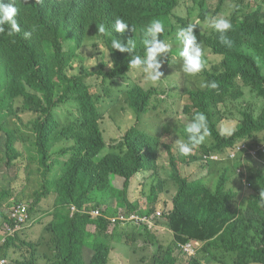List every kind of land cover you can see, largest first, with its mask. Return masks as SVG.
<instances>
[{
    "label": "trees",
    "instance_id": "1",
    "mask_svg": "<svg viewBox=\"0 0 264 264\" xmlns=\"http://www.w3.org/2000/svg\"><path fill=\"white\" fill-rule=\"evenodd\" d=\"M180 1L12 0L18 8L16 20L20 25V32L9 36L10 26L7 24L3 26L4 31L0 32V67L4 68L7 77V87L2 99L13 101L23 98L24 109L40 115L34 125L33 143L36 146L35 161L41 168L39 174L43 176L45 189L35 193V205H39L46 197L48 175L52 169L49 158L53 155H69L60 175L54 177L58 193L55 215L53 214V220L46 228L51 236L48 241L38 245L47 250V254L42 256L46 260L53 257L55 262L44 264H86L81 254L84 249L91 253L89 264H109L114 244L128 241L129 234L124 240V233L120 230H127L130 226L124 228L122 225H132L130 228H133L131 233L135 241L143 237V234L138 233L140 228L148 232L147 226H136L135 221L112 225L111 219L122 215L119 211L121 207L127 210V217L132 213L138 216L140 213L149 215L146 209L141 208L132 212L136 202H130L131 179L139 173L150 178L153 172L154 177L162 169V166L159 169V166L155 165L158 164L159 136L163 133L165 125L155 132L138 129L140 120L148 112L158 90L150 88L145 92L142 89L139 91V97L130 103L131 107L134 106L138 123L127 130L122 139L110 144L100 128L99 115L94 108L95 103L86 80L92 77L111 79L129 71V60L132 56L140 55L143 58L145 55L144 45L141 46L136 39L137 31L141 30L142 39L146 25L153 18L164 20L165 30L167 27L170 32L167 38L173 41L172 35L178 33L179 28L188 26L186 20H175V11L180 6ZM224 2L218 1L213 15L222 12ZM208 7L209 5L200 8V22L207 21ZM117 17L129 25V29L123 34L115 31L114 22ZM228 18L242 19L237 23V28L234 27L226 33L228 43L221 42L220 34L211 27L200 33L194 32L197 41L204 44L206 50L224 56L219 64L203 69L206 82L216 81L219 87L183 89L186 100L183 115L188 117L189 121L197 112H203L207 117L211 134L207 137L208 142L201 144V150H204L206 156L219 157L218 162L206 161L209 163L206 165L207 173L210 175L216 172V175H210L213 185L203 180L191 181L190 177L183 175L180 159L173 151L174 146L165 142L163 145L168 154L171 178L177 186L168 218L171 221L176 220L181 228L193 223L208 232L212 225L217 226L219 222L227 221L225 202L229 198H237L241 191L249 190L252 187V179H255L262 190H255L247 203L248 209L257 219L250 228V235L242 228L237 231V223L233 222L225 229L221 240H226L239 249L247 261L264 264V201L260 196V192L264 191V153L258 151L256 156L259 158L249 155L250 162L245 165L242 174H248L251 184L244 183L242 174L237 173L239 164L232 162L227 166L228 164L222 162V159H233L238 152L254 149L264 142V109L258 116L240 112L242 120H238L239 125L232 134H226L218 118L219 109L216 108L225 105L227 99L235 101L245 96L241 88L243 86L249 87L257 97L264 99V20L257 12L245 17L236 6ZM101 24L106 28L104 34L98 33ZM91 30L93 32H90ZM25 32H31V35L26 37ZM90 33L97 41L94 49L99 48L100 42L108 51L99 48V51L88 52L86 40ZM113 38L125 45L128 40L134 41V52L122 53L112 49ZM73 43L75 49L71 47ZM172 53L178 55L179 51L174 48ZM87 56L98 60V63L81 68L78 73L66 72L69 66L73 69L74 63H81ZM239 83L241 89L238 87ZM61 86L63 90L58 96L56 92ZM71 98L83 120L79 129L77 125L65 126L70 122L71 115L63 121L55 116V109ZM82 129L86 133L79 131ZM8 132L0 131V134L6 139V166L12 168L21 153L16 152L12 146V135ZM53 136L58 143L51 145ZM63 143L66 145L63 146ZM240 143H243L245 148L238 151ZM231 154H234L233 158H230ZM183 163L182 161V165ZM185 164H188V161ZM160 193H156V201ZM206 195L210 197L212 208L207 200L203 201L197 206L201 214L196 215V211L192 209L197 201ZM188 198H191L192 203L184 205ZM111 200L115 201L116 208L108 205ZM150 204L152 205L151 199ZM103 205H106V209L102 211L100 208ZM137 205L139 206V203ZM72 208H75V212H72ZM98 214L101 216H95ZM91 223L95 226L93 234L85 232ZM16 239L17 236H8L0 247V253L5 251L4 255L8 257L7 253L15 245ZM172 255L158 258L156 264H176ZM187 259L189 261L186 264H194L193 259ZM24 264L40 263L32 260Z\"/></svg>",
    "mask_w": 264,
    "mask_h": 264
},
{
    "label": "rangeland",
    "instance_id": "2",
    "mask_svg": "<svg viewBox=\"0 0 264 264\" xmlns=\"http://www.w3.org/2000/svg\"><path fill=\"white\" fill-rule=\"evenodd\" d=\"M219 0H182L180 6L176 9L175 20L183 19L187 14L188 8L193 9L191 15L197 14L194 12L197 9L203 8L207 5L214 10ZM225 6H223L222 12L214 15L216 19H228L232 23V28H237V24L228 18L232 9L237 5V0H226ZM251 12H257L264 20V0H255L253 4L249 3ZM207 14H211V10H207ZM218 15H225L226 17H220ZM213 17V16H212ZM202 24L201 30H205L210 27L211 18ZM190 20V17H188ZM196 23V22H195ZM90 32H93L91 30ZM141 30L137 31L136 39L143 45L141 39ZM170 34L169 29L166 27L164 33L158 34V39L165 43L167 36ZM151 40V36L148 37ZM97 41L92 37L90 33L86 40L87 51L94 52V44ZM72 49H75L74 43ZM99 48L104 51H108V48L99 42ZM99 48L96 51H99ZM164 58H168V52L163 53ZM162 54H159V57ZM202 58L205 61V68L209 69L212 65L218 64L221 57L209 52L208 50H202ZM175 64L168 65L162 63L159 71L162 73L161 78L153 83L147 79V74L143 69H132L128 75L124 77L111 78L109 80H102L97 77H92L88 80L90 85V92L93 96L95 107L99 113V125L104 131L106 141L113 144L114 141L123 138V132L125 130L124 125L130 123L131 127L135 125V112L130 110L131 102L136 100L140 95V90L143 92L150 88H157L158 93L152 99L149 106V113L146 118H142L144 123L138 124V129L153 131L158 130L159 127L165 125L163 133L159 136V152L157 156L158 164L155 167L162 166L156 176L150 175V180L144 182L145 177L140 175L134 184L133 190L130 194L131 204L136 202L132 212L139 208L147 210L149 215H155L158 211L162 216L156 220L155 227L153 229L148 228V232L145 229L140 228L138 233L143 234V237H139L136 241L132 235V225H122L127 230H120L124 233L122 236L124 240L129 234L127 243L121 241L115 243L113 252L111 254L109 264H156V260L167 254H173V258L176 260V264H186L189 260L180 253V246L187 242H194L198 248V256L194 260V264H257L246 260L244 255L233 247L231 243L226 240H221L225 229L229 228L231 223H237V231L240 228L250 235V228L253 223L257 221L254 214L248 209L247 203L250 199V195L255 193V190H262L255 179H252V187L245 192L239 193L237 198H229L224 205V212L228 213L227 221L219 222V224L212 225L210 231L204 232L199 226L190 223L186 224L185 228H181L176 220H169V214L172 211V199L176 193V189L173 185L175 182L171 178V169L169 167L168 154L163 144L168 142L172 145L173 151L177 158L180 159L181 169L183 175L190 177L191 181L203 180L213 185L212 175H216V172L207 174V164L203 155L206 154L204 150H201V144L193 150L190 155H182L178 147L175 144L176 139L187 140L188 135L185 132V126L189 119L183 115V107L186 102L185 92L183 89L190 87H200L201 82H206L203 69L200 73L195 75H188L183 72L182 64L183 59H174ZM98 60L91 59L87 56L81 63H74V68L67 69V73L71 74L80 72L81 68H88V66L96 65ZM262 73L264 75V63L262 64ZM81 74V73H79ZM6 74L3 67H0V96L5 92L7 87ZM240 88V83L238 84ZM205 88V87H204ZM202 88V89H204ZM243 90L242 98H238L235 101L227 99L225 105L217 106L219 109V120H221V127L226 134H232L231 132L239 125L238 120H242L243 113H251L254 116H258L264 108V100L257 97L249 87H241ZM240 88V89H241ZM63 90V86L57 90L56 95H60ZM39 97L41 94H37ZM5 100L0 97V131L12 135V146L16 152L21 153V157L13 163V167L6 166V156L4 152V145L6 139L3 134H0V245L4 242L8 232L6 229L8 215L11 207L16 204H25L30 210L29 223L25 226L22 232H17V239L15 245L7 253V258L11 264L18 262V264H24L26 262L36 260L40 264L54 263V258L50 257L46 260L42 255L47 254V250L44 247H38L39 244L48 241L50 234L47 233V226L53 220V214L55 215V201L57 199V184L54 177H58L61 170L64 167L66 161H68L69 155L57 156L53 155L49 158V163L52 166L51 172L48 175L49 183L47 182L46 197L43 198L39 205H35V193L41 192L45 188L43 187V176L39 174L41 170L36 160V146L33 139L34 125L38 119V115L25 112L22 109L21 100L9 102L10 107L7 106ZM134 107V106H132ZM241 112V114H240ZM71 115V117H70ZM55 116L63 121L70 117V122L65 126L71 127L77 125L80 127V113L76 109L72 98L66 100L55 109ZM129 118V119H128ZM124 119V120H123ZM127 119V122H126ZM168 130V131H167ZM167 131V132H166ZM154 134V133H153ZM8 139V137H7ZM161 140V142H160ZM208 138L204 140V143L208 142ZM69 141V140H67ZM164 142V143H162ZM51 145L57 144L58 140L53 136L50 141ZM109 144V145H110ZM66 143H63L65 146ZM243 146V143H240ZM239 151V149H237ZM54 152V151H53ZM248 152V153H247ZM253 156L250 151L238 152L233 159H222L227 166L229 163L239 164L238 171L245 170V165L250 162V156ZM256 158V156H253ZM182 161L184 162L182 165ZM188 161V164H185ZM221 162V163H222ZM240 169V170H239ZM43 170V169H42ZM222 173V171H221ZM248 174H242L244 182L247 184ZM240 176V175H239ZM235 177V176H234ZM161 182V183H160ZM140 183L143 187L135 190ZM155 184V185H154ZM231 185V182H230ZM117 186H120L117 184ZM213 187V186H212ZM236 191L238 188L236 187ZM159 194L156 201L155 195ZM264 192V191H263ZM210 193V192H209ZM212 194V193H210ZM149 195V196H146ZM213 195V194H212ZM150 199L151 203L150 204ZM262 199V198H261ZM210 202V197L206 195L197 201V204L192 209L196 211V215L201 214V210L197 206L203 201ZM264 201V199H262ZM187 203H192L191 198L185 200ZM139 203V206L137 205ZM108 205L116 208L114 200L109 201ZM100 209L105 210L106 205H103ZM264 211V207H262ZM122 215H126L127 210L123 207L119 210ZM142 214L140 213V216ZM121 216V215H120ZM137 226V225H136ZM144 227V226H142ZM112 230V228H110ZM86 233L93 234L95 232V226L91 223L85 229ZM241 243V241H238ZM82 259L89 264L91 253L87 249L82 251Z\"/></svg>",
    "mask_w": 264,
    "mask_h": 264
},
{
    "label": "clouds",
    "instance_id": "3",
    "mask_svg": "<svg viewBox=\"0 0 264 264\" xmlns=\"http://www.w3.org/2000/svg\"><path fill=\"white\" fill-rule=\"evenodd\" d=\"M182 1V0H181ZM180 1V4H181ZM195 1H199V0H195ZM207 2V0H205ZM226 2V0H223ZM255 0H237V9L239 10V12L244 15L245 17H247L251 12V8L249 7V3L253 4ZM208 9L211 10V14L208 15L207 17V21L209 20L210 17H214L213 12L214 10H212L210 7H208ZM193 12L192 7L188 8L187 10V14L185 16V18H183V20L188 21V26L187 28H179L178 29V33H174L172 35L173 41H170L168 38H166L165 43L162 42L161 40H159L158 34L164 33L165 31V22L164 20L160 19V18H153L145 27L144 32H143V39H142V43L144 45V49H145V55L142 58L140 55H133L132 59L129 60V66L131 67L129 69V71H126L123 75L117 76V77H124L126 75L129 74V72L132 69H143V71L147 74V79L150 80L151 82L155 83L157 82L160 78L162 73L159 71L161 64L162 63H167L168 65L170 64H175V60L174 59H183V64H182V70L184 73L188 74V75H195L201 72L202 69L205 68V61L202 58V50H206L204 44H200L197 41V36L194 34V32H203V30H201L202 24L207 22H200L198 16L200 15L201 11L200 9L195 10L194 12H198L197 14H192ZM18 14V8L15 5L14 2H12V0H0V32L4 31V25H9V30H8V35L11 36L14 33H18L20 32V25L18 24L17 20H16V16ZM220 17H226L225 15H218ZM188 17H190V20L188 19ZM212 17V18H213ZM210 20V27L213 28L216 32H218L220 34L219 39L221 42L223 43H228V38L226 33L232 29V23L228 20V19H216L213 18ZM242 19H235L232 20L233 22H235L236 24L239 23ZM196 22V23H195ZM114 28L116 32H119L121 34H123L126 30L129 29V25L127 22H125V20H123L122 18L117 17L115 19L114 22ZM35 29H33L34 31ZM106 31L105 25L101 24L98 27V33L100 34H104ZM24 35L30 36L31 32H25ZM151 36V40L148 39V37ZM135 42L132 40H128L127 44H122L119 40L113 38L111 40V48L115 49V50H119L120 52H128V53H133L134 49H135ZM174 48H177L179 51L178 55H173L172 51ZM165 52H168L169 57L168 58H164V54ZM215 55H218L214 52H212ZM159 54V57H157ZM221 57L220 62L223 60L224 56L218 55ZM219 62V63H220ZM218 63V64H219ZM216 65V64H215ZM115 77V78H117ZM90 78H88L86 80L87 85L89 86L90 89V85L88 83V80ZM102 80H109V79H102ZM201 88L207 87L209 89H217L219 87V85L217 84L216 81H209V82H201L200 84ZM153 88V87H152ZM6 91V90H5ZM5 93V92H4ZM3 93V94H4ZM3 94L0 96L2 98ZM19 100H21L22 102V109L25 112H29L27 110L24 109L23 107V98H17ZM15 99V100H17ZM13 100V101H15ZM264 100V99H261ZM9 102H11L10 100H7L6 103L8 107L11 108ZM96 109V107H94ZM130 110L135 112V109L133 107L129 108ZM264 109V108H263ZM262 109V111H263ZM97 111V109H96ZM261 111V112H262ZM149 109L148 112L146 114H144V119L146 118V115L149 113ZM33 113V112H31ZM80 113V111H79ZM98 113V111H97ZM35 114V113H34ZM261 114V113H260ZM99 115V113H98ZM40 116V115H39ZM38 116V117H39ZM80 117H81V113H80ZM142 117V118H143ZM134 118L136 120L135 124H137V116L136 113L134 114ZM82 119V117L80 118V120ZM83 122V120H81L79 122V125L81 128V123ZM140 123H144V120L142 122V119L140 120ZM125 130L123 132V136L125 135L126 131L129 130L131 128L130 123H127L124 125ZM78 128V129H79ZM81 133H86L85 130H79ZM185 132L188 135L187 140H183V139H176L175 140V144L178 147L179 152L182 155H190L193 150L195 148H197L200 144H202L204 142V140L206 139V137H208L211 133L208 127V121H207V117L203 112H197L193 115V117L191 118V120L189 121V123H187V125L185 126ZM245 146H241L239 145L237 147V149H244ZM248 151H250V153L253 156H256V153L258 151H261L264 153V142L254 148V149H249ZM234 154L230 155V158H233ZM203 158L206 161L209 162H218L220 159L218 156L216 155H203ZM256 158H259L256 156ZM237 173H241V171H237ZM208 174V173H207ZM143 175V177H145L144 182H148L150 180V178H148L146 176V174H136L132 179H131V192L133 190L134 184L136 179L140 176ZM245 180V179H244ZM246 183V182H244ZM137 185L139 186L138 188H136L135 190H138L140 187H143L140 183H137ZM173 185L175 187V184L173 182ZM176 191L177 188L175 187ZM260 196L262 197V199H264V192H260ZM174 197V196H173ZM173 200V199H172ZM131 201V199H130ZM17 205L20 204H16L13 205L9 211V215H8V220H7V225H6V229H7V236L5 237V240L8 236H17L18 233L17 232H22L25 228V226L29 223V220L31 221L30 215H29V208H28V220L27 223L25 224L24 227H22L21 230L16 231V232H11L10 229L14 227V222L11 218V212L14 209V207H16ZM25 205V204H24ZM72 212H75V208H72ZM97 217L101 216V214L95 215ZM162 216L161 212L158 211L155 215H136L134 213H132V215H130L129 217H127L126 215H119L115 218L111 219V223L112 225H116L118 222L120 223H126V222H132L135 221L136 225L138 226H147V228L149 229H153L155 227V222L157 219H159ZM134 217V218H133ZM4 240V242H5ZM4 242L0 245V247L4 244ZM198 248L196 246V243L194 242H187L183 245L180 246V253L184 256H186L189 259H193L195 260L198 256ZM5 251L2 253H0V264H11V262L7 259L8 257H6L4 255ZM5 261V262H4Z\"/></svg>",
    "mask_w": 264,
    "mask_h": 264
},
{
    "label": "built area",
    "instance_id": "4",
    "mask_svg": "<svg viewBox=\"0 0 264 264\" xmlns=\"http://www.w3.org/2000/svg\"><path fill=\"white\" fill-rule=\"evenodd\" d=\"M11 218L14 222V227L10 229L11 232H16L25 226L28 220V208L24 204L17 205L11 212ZM134 218V217H133ZM5 262V261H4Z\"/></svg>",
    "mask_w": 264,
    "mask_h": 264
},
{
    "label": "crops",
    "instance_id": "5",
    "mask_svg": "<svg viewBox=\"0 0 264 264\" xmlns=\"http://www.w3.org/2000/svg\"><path fill=\"white\" fill-rule=\"evenodd\" d=\"M175 187L177 188V186L175 185Z\"/></svg>",
    "mask_w": 264,
    "mask_h": 264
}]
</instances>
